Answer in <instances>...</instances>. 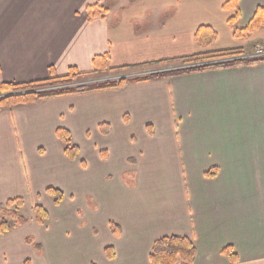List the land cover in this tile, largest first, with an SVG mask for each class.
Segmentation results:
<instances>
[{"label": "crops", "instance_id": "1", "mask_svg": "<svg viewBox=\"0 0 264 264\" xmlns=\"http://www.w3.org/2000/svg\"><path fill=\"white\" fill-rule=\"evenodd\" d=\"M96 1L106 0H0V82L44 79L51 66L91 72L106 53L111 67L134 73L264 44V26L234 34L227 0L124 1L90 20ZM238 3V28L264 8ZM201 26L215 35L197 40ZM59 128L79 146L76 159ZM50 187L64 193L59 204ZM16 197L31 221L0 234V264H151L155 241L171 235L194 241V264H230L227 246L235 264H264V61L1 110L0 204ZM35 204L48 210L45 224L33 219Z\"/></svg>", "mask_w": 264, "mask_h": 264}, {"label": "trees", "instance_id": "2", "mask_svg": "<svg viewBox=\"0 0 264 264\" xmlns=\"http://www.w3.org/2000/svg\"><path fill=\"white\" fill-rule=\"evenodd\" d=\"M225 8L235 9V16L229 19V22L234 28V34L236 36H245L252 32L253 30L264 26V8H259L249 22V24L244 28H238L235 23L240 17V8L238 0H227L224 4ZM107 8L102 6L100 3L90 4L87 6V14L90 20L96 17H104L107 13ZM203 30H209L213 35L215 32L212 27L201 26L197 33V40H201V35ZM212 37V36H211ZM243 54H247L246 51L242 49H225L210 51L206 53L192 54L180 58L162 60L154 62L153 64H143L141 66H155L167 63L179 62L183 65H189L188 68L178 69L175 71L156 73L147 76H139L134 78H120L117 80L105 81L101 83H86L87 78L93 75L104 74L107 72L116 73L123 72L133 69L137 66H121V67H111L109 65V54L97 55L93 59L94 70L91 72H82L77 67L71 66L65 75H58L55 68L51 66L49 68V76L44 79L26 81V82H0V94L9 93L10 91H21V90H38L31 93H26L22 95L12 96V97H0V110L2 109H12L19 105L35 104L38 101L62 95L76 94V93H86L91 91L110 89V88H124L129 83L134 82H145L150 80H156L160 78L172 77L180 74L200 72L212 69L230 68L242 65H251L261 61H264V57L260 58H247L241 57ZM67 84H72L74 86L60 87ZM48 87H54L55 89H48ZM105 131V130H104ZM108 132V130H106ZM58 136L64 142V150L66 155L71 159H76L80 155L79 146L73 141L70 130L66 128H59ZM216 170L207 173L208 176H215ZM48 192L54 197V200L59 204L63 198L64 193L62 190L56 187L48 188ZM24 200L22 197H16L8 200L6 204H0V234L6 233L15 227L25 225L28 219L24 217L19 209L23 206ZM16 206L15 213H2L5 209ZM35 219L39 224H45L49 219L48 210L41 204H36L34 206ZM12 219V220H11ZM112 233L119 237L122 234V228L119 224L112 222L110 225ZM28 242L35 244L32 239H27ZM106 255L109 258H113L116 254L115 248L112 245H108L105 248ZM197 254V248L193 240L186 236H164L155 241L151 254L150 263L151 264H194ZM223 255L228 259L230 264H235L239 261V256L232 246H227L223 250Z\"/></svg>", "mask_w": 264, "mask_h": 264}, {"label": "rangeland", "instance_id": "3", "mask_svg": "<svg viewBox=\"0 0 264 264\" xmlns=\"http://www.w3.org/2000/svg\"><path fill=\"white\" fill-rule=\"evenodd\" d=\"M117 1L118 0L96 1V2H93L91 4L100 3L104 7H106L105 5H107L108 7H106V8L109 11L111 9L109 6H113V5H116V4L120 5V4L124 3V1H128L129 2V1H132V0H119V2H117ZM88 5H90V4H88ZM86 10H87V8H86ZM108 11H107V13H108ZM87 16H88V14H87ZM104 17H102V18H104ZM96 18H94V19H96ZM246 53L247 54H243V56H241V57H247V58H249V57L250 58L264 57V44L262 43V45H259V46L256 45L252 49L246 50ZM188 67H189V65H186V64L183 65L182 63L174 62V63L155 65V66H148L146 68L141 67L139 70H134V73H129L127 71L116 72V73L107 72V73H104V74H98V75L90 76L85 81H87L86 83H88V84L101 83V82H105V81L117 80V79H120V78H131V77L134 78V77H139V76H143V75L147 76V75H152V74H156V73H165V72L175 71V70H178V69H184V68H188ZM3 82H6V81H3ZM8 82H13V81H8ZM69 86H74V85L67 84V85H63V86H58L56 88L69 87ZM48 89H55V88L51 87V88H47L46 90H48ZM26 91L27 90H21L19 92H26ZM11 92H17V91L14 90V91H10L9 93H11ZM4 94H8V93H2V94H0V96L4 95ZM3 98H5V97H3ZM23 200H24V198H23ZM24 203H25V200H24ZM23 206H24V204H23ZM23 206H21V208ZM15 208H16V206L13 205L12 207L5 209V211H3L2 213L6 214V213L10 212L12 214H16L15 213ZM19 211H20V209H19ZM20 213H21V211H20ZM23 216L28 219L27 223H29L31 221L30 217L27 216L26 214L23 215ZM33 219L36 221V219H35V211H34Z\"/></svg>", "mask_w": 264, "mask_h": 264}, {"label": "water", "instance_id": "4", "mask_svg": "<svg viewBox=\"0 0 264 264\" xmlns=\"http://www.w3.org/2000/svg\"><path fill=\"white\" fill-rule=\"evenodd\" d=\"M48 88H51V87H48ZM34 91H37L35 89L33 90H27L26 92H11V93H8V94H4V95H1L0 97H12V96H17V95H22V94H26V93H31V92H34Z\"/></svg>", "mask_w": 264, "mask_h": 264}, {"label": "built area", "instance_id": "5", "mask_svg": "<svg viewBox=\"0 0 264 264\" xmlns=\"http://www.w3.org/2000/svg\"><path fill=\"white\" fill-rule=\"evenodd\" d=\"M262 53V52H261Z\"/></svg>", "mask_w": 264, "mask_h": 264}]
</instances>
